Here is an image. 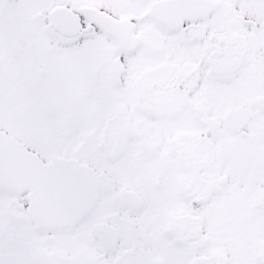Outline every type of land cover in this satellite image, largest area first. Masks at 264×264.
<instances>
[{"label": "snow or ice", "instance_id": "6c2138e0", "mask_svg": "<svg viewBox=\"0 0 264 264\" xmlns=\"http://www.w3.org/2000/svg\"><path fill=\"white\" fill-rule=\"evenodd\" d=\"M0 264H264V0H0Z\"/></svg>", "mask_w": 264, "mask_h": 264}]
</instances>
